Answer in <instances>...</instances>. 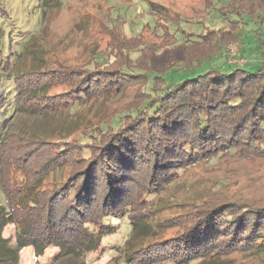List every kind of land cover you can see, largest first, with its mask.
Instances as JSON below:
<instances>
[{"label": "trees", "instance_id": "trees-1", "mask_svg": "<svg viewBox=\"0 0 264 264\" xmlns=\"http://www.w3.org/2000/svg\"><path fill=\"white\" fill-rule=\"evenodd\" d=\"M39 1L48 6L58 0ZM202 5L191 10L196 18L177 15L157 20L147 25L152 30L144 25L134 36L115 25L126 36L114 42V54L123 55L116 70L127 79L119 76L113 83L104 73L111 69L105 66L108 61L94 59L87 66L69 69L76 76L62 101H50L52 95L46 90V73L56 74L57 69L14 71L0 51V74L10 70L7 79L13 82L16 108L32 115L74 111L100 93L121 90L134 78H143L135 103L109 121L84 127L70 147H63L72 135L69 132L60 131L53 140L16 133L1 137L0 126V186L5 201L0 203V264H18L19 250L26 246L37 255L53 244L59 248L57 257L82 256L99 247L103 236L116 232L109 218L129 217L136 197L143 204L148 193L163 190L184 168L213 165L226 156L264 158V32L260 30L264 0H202ZM213 9L216 17L210 16ZM206 18L219 26L204 28L201 35L181 28L182 20L199 23ZM170 24L176 27L173 32ZM251 30L256 32L252 36L260 59L249 63L246 59L236 67L222 52L224 46L231 39L242 40L245 46L239 52L246 57L255 50L246 45L251 44ZM146 31L160 38L158 46L149 44ZM221 54L227 69L204 64ZM172 69L187 74L168 80L165 76ZM40 154L43 163H33ZM55 170H64V180L40 189L42 178ZM228 185L227 180L216 181L198 199L185 201L179 217L165 224L175 232L128 250L126 264L161 260L228 264L233 254L264 255V202L241 191L229 192ZM130 217L133 231L141 219ZM8 223L16 226L14 245L2 236Z\"/></svg>", "mask_w": 264, "mask_h": 264}, {"label": "rangeland", "instance_id": "rangeland-1", "mask_svg": "<svg viewBox=\"0 0 264 264\" xmlns=\"http://www.w3.org/2000/svg\"><path fill=\"white\" fill-rule=\"evenodd\" d=\"M199 7L203 8L202 0H58L48 6H41L39 0H0V51L10 59L14 71L31 68L42 70L45 67L57 69L56 74L46 73L48 76L46 90L47 95H52L50 101H62L65 94L71 92V84L76 76L69 72V69L87 66L94 59L108 61L105 66L111 68L110 71L113 72L104 73L113 83H117L119 76L127 79L116 70L123 62V55L120 51L114 54V47L117 46L114 42L119 37L126 40V36L119 32L115 25L122 26L126 35L134 36L144 25L150 28L147 25L153 26L157 20H171L177 15L196 18L191 17V10ZM201 14L204 12L199 13ZM212 14L216 15L217 11L210 10V16ZM180 23L183 30L198 35L202 34L204 28L219 26L213 25L208 18L201 19L199 23L184 20ZM175 28V25L170 24L171 32ZM250 28L248 26L247 30ZM260 30L264 32V25ZM148 31L145 34L149 44L158 46L160 38H156L153 32ZM248 33L252 40L251 44L246 45L255 49L257 41L253 37L256 32L251 30ZM176 36L177 41H180L181 34ZM164 40L167 42V38ZM242 46L245 44L239 39H231L225 44L222 52L229 63L242 67L247 60L249 63L251 60L256 62L260 59L256 49L251 50V53L246 55L247 58H243L239 52ZM225 63L222 54L214 57L212 62H204L206 65L212 64L227 69ZM8 72L10 70L0 74L1 137L16 133L25 137L27 135L32 138L38 137L37 139L53 140L60 131L72 133L65 140L68 143L63 147H70L75 143L73 140L80 136L84 127L91 128V125H97L101 121H109L111 117L118 115L116 112L129 108L136 102L135 97L139 94L143 81L142 77L137 76L138 78H134L121 90L111 88L100 93L85 101V104L75 106L71 113L66 109H59L46 114L32 115L28 111L25 113L17 110L15 90L12 79H7L10 77ZM186 74V71L172 69L165 78L177 80ZM42 76L45 78L43 74H39L38 77ZM24 104L27 105L25 102ZM30 105L35 106V102ZM49 107L47 106L46 110L51 111ZM73 151L80 150L74 148ZM42 154L32 162L36 161L41 165L45 160ZM64 173V170L50 172L48 176L42 178L40 189L50 187L51 182L64 180ZM16 174L14 170L11 172L12 177H16ZM177 175V178L163 190L148 193L143 204L138 203L139 196L136 197L129 210V217L109 218L118 229L114 234L103 236L100 246L95 250L88 251L82 256L70 254L57 257L59 248L53 244H48L40 255L33 251L32 246H26L19 250L18 264H126L125 255L128 250L133 252L156 239L172 235L175 228L167 227L165 224L168 225L172 219L179 217L185 201L198 199L206 188L216 181L227 180L228 186H231L229 192L241 191L244 196H252L264 202V158L261 157L248 154L241 157L226 156L213 165L197 163L186 167ZM139 187L140 181L134 189L137 191ZM0 203L5 204L1 186ZM132 214L140 216L141 219L138 228L133 231L128 224ZM2 236L8 238L10 245H14L16 226L13 223L6 224ZM230 259L228 264H264V255L233 254ZM151 264L175 263L161 260Z\"/></svg>", "mask_w": 264, "mask_h": 264}]
</instances>
